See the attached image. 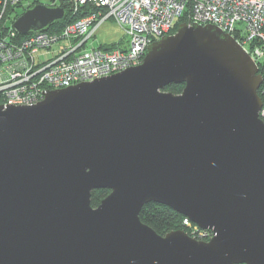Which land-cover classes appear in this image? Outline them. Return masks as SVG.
<instances>
[{"label": "water", "instance_id": "95a60500", "mask_svg": "<svg viewBox=\"0 0 264 264\" xmlns=\"http://www.w3.org/2000/svg\"><path fill=\"white\" fill-rule=\"evenodd\" d=\"M64 16L36 2L12 26L26 36ZM142 59L0 104V264H264L257 64L217 26L183 22ZM154 202L211 237L154 232L139 219Z\"/></svg>", "mask_w": 264, "mask_h": 264}, {"label": "built area", "instance_id": "2783aa9c", "mask_svg": "<svg viewBox=\"0 0 264 264\" xmlns=\"http://www.w3.org/2000/svg\"><path fill=\"white\" fill-rule=\"evenodd\" d=\"M31 0H0V104L30 105L46 90L61 89L137 66L146 47L174 33L180 16L188 25L213 24L235 39L259 69L264 95V0H65L82 12L59 32L37 31L18 36L4 22L15 7ZM59 0H52V2ZM50 5H55L51 3ZM111 19L124 39L114 48H83ZM180 23V22H179ZM20 35V34H19ZM100 43V42H99ZM264 121V103L259 111ZM184 222L189 220L184 218ZM200 229V228H199ZM200 229L193 238L209 239ZM207 236V237H206Z\"/></svg>", "mask_w": 264, "mask_h": 264}, {"label": "trees", "instance_id": "16d2710c", "mask_svg": "<svg viewBox=\"0 0 264 264\" xmlns=\"http://www.w3.org/2000/svg\"><path fill=\"white\" fill-rule=\"evenodd\" d=\"M59 5L65 9V16L63 17L62 20H59V22H56L52 24L51 26L48 27L47 32H58L59 29H61L66 23L69 21L78 19L81 15L82 12L80 13H74L71 11V9L68 7V2L65 0H60ZM25 9V8H24ZM23 9V10H24ZM18 15V14H16ZM184 18V19H183ZM185 21L184 16H180L178 18V21L176 22V26L174 28V31L177 29L178 23ZM19 37L21 35L18 34ZM233 37L236 39L237 36L233 34ZM99 48H114V46L117 45V42L114 41L112 43H98ZM258 71L263 74L262 68L259 64V69ZM183 87V83L181 84H173L171 83L168 86L164 87V90L166 91H172L173 93H181V89ZM262 86L258 89V94L264 101V95L261 92ZM110 191L107 189L99 188V189H94L91 191V196H90V202L92 206H97L99 203V200L103 197H105L107 194H109ZM139 219L141 222L146 223L148 226H150L154 232H157L161 235L166 234L167 231L170 230H177V229H182L183 231L187 232V234L193 232L195 234H198L200 232V229L197 228L193 223L191 222H184V217L180 215L178 212H175L171 210L167 206H163L157 203H146L143 205V207L140 209L139 213Z\"/></svg>", "mask_w": 264, "mask_h": 264}, {"label": "rangeland", "instance_id": "374dc122", "mask_svg": "<svg viewBox=\"0 0 264 264\" xmlns=\"http://www.w3.org/2000/svg\"><path fill=\"white\" fill-rule=\"evenodd\" d=\"M59 1L58 2H54V1L52 2V0H31L29 2L25 1V3L20 4V5L15 7V9H14L15 11L10 13L9 18L6 20V22H4V25L6 27H10L13 23V20L19 14H21L24 11L23 10L24 8L31 6V5L35 4L36 2L45 4V5L51 4V3H53L55 5H59ZM69 6L70 5L68 4V7ZM16 14H18V15H16ZM119 39H124L121 29L114 23V21L109 19L104 24H102L100 29L96 32L95 36L92 37V39L88 40L83 48H89L92 45L96 46L99 42H101V43H103V42L112 43L114 41H118ZM260 86H262V84ZM261 90H262V88H261ZM262 102L264 103L263 100H262ZM260 119H262V118H260ZM206 233L209 235L211 233V231L209 230V232H206ZM189 235L192 236L191 233H189ZM201 240H206V239H201Z\"/></svg>", "mask_w": 264, "mask_h": 264}, {"label": "bare ground", "instance_id": "6f19581e", "mask_svg": "<svg viewBox=\"0 0 264 264\" xmlns=\"http://www.w3.org/2000/svg\"><path fill=\"white\" fill-rule=\"evenodd\" d=\"M81 13V12H80ZM184 19V18H183Z\"/></svg>", "mask_w": 264, "mask_h": 264}]
</instances>
